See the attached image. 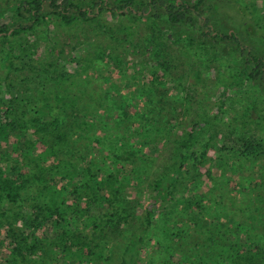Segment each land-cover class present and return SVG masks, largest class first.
<instances>
[{
    "label": "rangeland",
    "instance_id": "374dc122",
    "mask_svg": "<svg viewBox=\"0 0 264 264\" xmlns=\"http://www.w3.org/2000/svg\"><path fill=\"white\" fill-rule=\"evenodd\" d=\"M167 1L199 2L196 24L170 23L155 9L115 17L104 10L65 23L45 2L46 18L0 34V75L10 47L15 57L10 86L0 93V125L15 124L11 138L19 146L40 138L58 163L67 162L34 161L20 177L18 204L9 211L0 203V264L10 257L19 264H122L128 248L127 264H264V81L230 84L239 50L231 40L202 37L208 18L213 30L238 31L264 56V36L254 32L264 22V0ZM21 3L0 0V24H32ZM78 3L97 12L92 0ZM143 4L135 9L146 10ZM246 5L254 7L240 14ZM149 40L166 67L147 50ZM129 108L132 120L117 119ZM197 122L203 127L193 148L204 160L170 187L177 145ZM76 126H85L84 138ZM248 144L260 148L249 153ZM156 181L171 194L143 235ZM54 204L71 211L72 242L42 228Z\"/></svg>",
    "mask_w": 264,
    "mask_h": 264
},
{
    "label": "trees",
    "instance_id": "16d2710c",
    "mask_svg": "<svg viewBox=\"0 0 264 264\" xmlns=\"http://www.w3.org/2000/svg\"><path fill=\"white\" fill-rule=\"evenodd\" d=\"M92 1L94 2L97 8V12H93L90 8L80 5L78 3V0H22L20 8L25 10V14L32 19V24H30L29 26H17L12 30L6 24L2 23L0 24V34H10L11 32L13 35L19 34L22 31L31 28L32 25H35L40 18H46L47 12H45V2H47L51 11L55 13L58 17H60L65 23H71L76 19L94 20L98 17L99 13L104 10L109 11V13H111V15L115 17L118 15H128L130 12L133 11H137V13L139 14H145L147 11L155 9L156 16L164 14V16H166L170 23H190L194 25L196 24V19L197 17H199L200 13L199 2L191 4L190 2L186 1L172 3L167 0ZM140 3H144L143 5L146 6V10H136L137 6ZM253 7L254 5H246L239 6L238 9L240 11V14L247 15V12H251ZM157 9L161 10L160 13L157 12ZM260 21L261 20L257 22L254 32L264 36V22ZM126 35L127 37L131 36V30H127ZM202 37L223 38L231 40L239 50L241 59L240 70L230 84L239 85L245 80L246 77L250 78L253 81H264V56L256 52L249 45L245 44L238 31L233 30L229 33L215 31L212 28L210 20L208 18H203ZM147 50L150 52V54L155 57L159 65L163 67H166L168 65L169 61L165 59L162 50L160 48H156L151 42V40H149L147 44ZM13 52V47H10L7 56L4 58V62L8 66V70L6 75H0V93L4 92V89H7L10 86L8 80L12 78V73L15 66V57ZM228 85L225 87L226 89L228 88ZM112 105L113 106H111V108L117 111L118 106L114 100ZM78 106H80V104H78ZM78 108L80 110L82 109L80 107ZM130 108L128 110L126 109V111H124L123 113L119 111L117 113V119L118 117L123 116L129 121L132 120L133 114L131 113L132 110H130ZM109 110L111 109L108 108L107 110H103L101 112V119H108L107 112ZM79 117L80 116H78V118ZM10 126L11 127H9V125L7 124L0 125V156L3 159L4 163H6L4 166L0 164V203L2 201H6L9 207V211L13 210V207L18 204V200L22 196L25 187L24 184L21 182L20 177L22 175L24 176L25 174H27V171L29 170V168H31V163L43 159L45 157H51L53 159V167L61 166L67 163H58V160L54 153L55 149L44 144L40 138H36L33 136L29 137L24 140L23 145L19 146V144L13 142L11 138L12 134H18V132L13 129V127H15V124L12 123L10 124ZM200 127H203L202 122H197L196 124H194L189 135L178 143L175 154V158L177 160L176 169L174 174L171 175L172 182L170 187H172L173 184H175L174 182L178 180L182 176V174H184V172H186L190 167H194L195 165L203 162L204 153H201V151L197 148H193L195 143L193 138L197 134L198 129ZM85 130V126H76L75 134H77L81 138H84L86 135ZM104 145V149L107 150L106 144ZM257 148H260V145L248 144L246 151L251 153L254 149ZM12 160H16V162L19 163L21 166L23 165L21 170L12 166ZM156 186L159 188V193L156 194L155 198L153 199V202H150L147 205L145 216L146 226L144 227V231L142 233L143 235L146 234L149 228L151 227V224L154 220L155 211L159 203L167 197H170L171 194L165 192L166 190L163 189V183L161 181H156ZM48 207L51 208L50 204L48 205ZM71 207L72 206H70V208ZM52 208L53 209L48 212V220L42 224V228L45 231H48L47 233H49L50 230H54L55 235L58 238L69 236L68 239L72 242V239H74L75 236V230H67V227L72 226V222H70L72 219L70 218L71 214L68 216L71 211L65 212L62 207L59 211V207L55 204ZM54 215H56V218H53ZM7 221L8 224H6V226L9 227L8 233L11 237L13 227L15 226L13 224L12 216L11 218H7ZM86 247H88L87 244ZM14 248L18 250V245H15ZM128 251L130 252V248L126 249V252L123 254L122 264H127L128 262ZM76 253L79 254L80 250H77ZM8 260L9 261H7V264H10V262H12L13 260V264H19L18 260L15 257H10ZM76 263L77 262H75V264Z\"/></svg>",
    "mask_w": 264,
    "mask_h": 264
}]
</instances>
